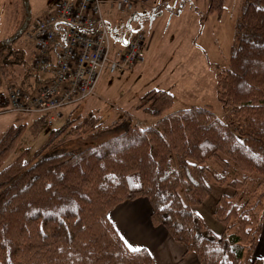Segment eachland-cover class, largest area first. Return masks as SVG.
<instances>
[{
    "label": "trees",
    "instance_id": "1",
    "mask_svg": "<svg viewBox=\"0 0 264 264\" xmlns=\"http://www.w3.org/2000/svg\"><path fill=\"white\" fill-rule=\"evenodd\" d=\"M224 8L225 0H207L205 13L219 17ZM107 25L123 40L124 29ZM63 36L60 29L56 51ZM235 36L228 67L217 73L225 119L209 106L170 112L173 94L150 88L138 108L150 124L122 116L99 126L88 113L52 129L33 161L22 152L3 165L24 130L8 127L0 136V264H154L147 249L130 250L108 217L117 204L140 197L150 204L151 223L163 226L199 264H264V256L251 259L261 226L256 210L264 200V0L246 1ZM18 65L26 74L17 85L33 92L50 78L37 73L54 62L35 69L24 47L10 43L0 48V86ZM45 126V117L37 115L29 129L37 134ZM113 130L119 132L98 143L56 152L85 134ZM231 167L243 175L231 176ZM206 175L233 190L215 204L220 234L192 209L211 192Z\"/></svg>",
    "mask_w": 264,
    "mask_h": 264
},
{
    "label": "rangeland",
    "instance_id": "2",
    "mask_svg": "<svg viewBox=\"0 0 264 264\" xmlns=\"http://www.w3.org/2000/svg\"><path fill=\"white\" fill-rule=\"evenodd\" d=\"M113 1H103L105 6L103 13L108 19L107 22L113 27L111 29H124V36L135 32L144 34L143 61L123 72L109 73L103 70L94 94L83 101L64 107L61 117L52 124L46 123L37 134H33L29 129L37 114L2 111L4 107L0 106V136L11 125L24 127L18 145L4 160L3 165L8 164L22 152L25 153V161H33L35 152L46 142L52 129H57L68 121L82 120L88 113L98 118L99 126L108 125L122 116L134 123L137 120L141 121V124L137 125L150 124L151 121L144 118L138 109L140 97L150 88L168 90L173 94L174 103L170 112L192 105L209 106L221 119H225L224 109L217 98V73L228 67L229 57L236 42L237 21L247 0H225V8L219 17L216 14L205 13L207 0L136 1L134 11L123 16L112 11L110 5ZM58 2L59 0H29L31 18L28 28L12 46L15 48L26 46L28 33L35 22L53 10ZM24 15L22 0H0V40L16 31ZM201 15H204L202 22ZM110 36L113 48H119L114 42L117 41L118 35L113 36L110 33ZM25 60L30 63L31 57L26 56ZM24 74H26L24 65L14 67L12 73L3 79L0 93H4L7 84H17L18 79L25 76ZM37 75H40V78L45 74L39 71ZM118 132L119 130H113L94 137L85 134L81 139L60 146L56 152L78 150L108 139ZM208 165L211 169L220 171L217 163L209 162ZM231 168V176L243 175ZM208 176L206 175V181L211 192L202 204L192 206V209L215 233L223 227L213 217L216 201L222 194L231 195L233 190L226 185L217 184ZM115 207L108 213V217L116 229L111 220ZM256 211V222L260 221L261 226L255 248L258 247L261 251L263 247L261 255L264 256V200ZM125 244L127 245L126 242ZM254 258L252 253L251 259Z\"/></svg>",
    "mask_w": 264,
    "mask_h": 264
},
{
    "label": "built area",
    "instance_id": "3",
    "mask_svg": "<svg viewBox=\"0 0 264 264\" xmlns=\"http://www.w3.org/2000/svg\"><path fill=\"white\" fill-rule=\"evenodd\" d=\"M136 1L143 0H114L110 7L119 15H128L134 11ZM60 29L64 42L56 51ZM28 37L35 49L30 65L40 69L52 60V73L33 92L7 84V104L2 111L43 115L47 124L61 117L64 107L94 94L103 70L123 72L143 61L142 32L133 33L124 47L113 48L102 0H60L35 22Z\"/></svg>",
    "mask_w": 264,
    "mask_h": 264
},
{
    "label": "crops",
    "instance_id": "4",
    "mask_svg": "<svg viewBox=\"0 0 264 264\" xmlns=\"http://www.w3.org/2000/svg\"><path fill=\"white\" fill-rule=\"evenodd\" d=\"M103 1L105 2L106 0H102V10L104 12L105 6H103ZM105 18L107 21V17ZM127 37L124 36L123 40L114 41L116 43L114 44L124 47ZM24 51L25 57H32L35 52L30 38L28 39V44L24 46ZM43 72L45 75H41V79L49 77L52 70L48 68ZM150 213L151 207L148 200L140 197L131 201L126 200L117 205L115 211H113V215L111 214L113 216L111 220L127 245L131 244L133 248L147 249L154 264H199L195 254L193 252H186L185 247L173 240L163 226H154L151 223ZM222 230L223 227L215 233L220 234ZM261 251L258 247L255 248L253 256L255 258L263 256L261 255ZM259 253L260 255H258Z\"/></svg>",
    "mask_w": 264,
    "mask_h": 264
},
{
    "label": "water",
    "instance_id": "5",
    "mask_svg": "<svg viewBox=\"0 0 264 264\" xmlns=\"http://www.w3.org/2000/svg\"><path fill=\"white\" fill-rule=\"evenodd\" d=\"M22 1H23V5H24V10H25L24 19L21 22L20 26L16 29V31H14V33H12L8 37L0 40V48L16 41L19 37L22 36V34L28 28L30 18H31L30 17L29 0H22Z\"/></svg>",
    "mask_w": 264,
    "mask_h": 264
},
{
    "label": "snow or ice",
    "instance_id": "6",
    "mask_svg": "<svg viewBox=\"0 0 264 264\" xmlns=\"http://www.w3.org/2000/svg\"><path fill=\"white\" fill-rule=\"evenodd\" d=\"M128 247H129L130 250H132V251H139V249L133 248L131 244H129Z\"/></svg>",
    "mask_w": 264,
    "mask_h": 264
}]
</instances>
